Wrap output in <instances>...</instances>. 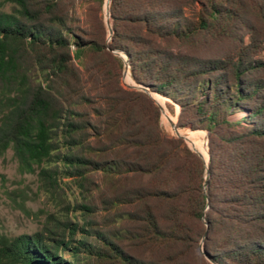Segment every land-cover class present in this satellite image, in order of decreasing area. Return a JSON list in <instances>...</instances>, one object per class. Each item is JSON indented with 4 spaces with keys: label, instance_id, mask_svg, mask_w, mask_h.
<instances>
[{
    "label": "trees",
    "instance_id": "trees-1",
    "mask_svg": "<svg viewBox=\"0 0 264 264\" xmlns=\"http://www.w3.org/2000/svg\"><path fill=\"white\" fill-rule=\"evenodd\" d=\"M84 1L96 4L99 12L105 4ZM58 2L3 0L12 12L0 11V156L12 150L27 172L56 165L42 175L53 180L63 174L82 187L92 173L106 179L125 173L126 217L133 223L126 239L171 251L206 232L215 243L211 257L217 264H264V80L247 79L264 63L249 59V53L190 62L164 46L202 35L216 41L235 37L236 24L249 13L264 22V0L110 4L111 47L126 53L136 82L152 95L178 102L181 127L209 133L207 192L204 160L161 128L160 109L145 93L126 91L120 118L126 122V160L110 158L106 149L93 145L92 139L102 141L105 132L90 114L66 103L82 85L77 60L101 52L103 45L79 36L74 19L56 14ZM138 97L147 100L148 110L137 107ZM79 100L90 101L85 94ZM147 177L153 179L150 185L144 183ZM70 226L69 241L65 235L4 237L0 264H194L175 253L163 262L140 260L124 250L119 232Z\"/></svg>",
    "mask_w": 264,
    "mask_h": 264
},
{
    "label": "rangeland",
    "instance_id": "rangeland-1",
    "mask_svg": "<svg viewBox=\"0 0 264 264\" xmlns=\"http://www.w3.org/2000/svg\"><path fill=\"white\" fill-rule=\"evenodd\" d=\"M108 2L109 0H105L101 12L96 4L86 3L84 0L58 2L56 14L74 19L75 22L71 25L76 28L79 36L86 40H96L103 45L101 52L87 53L77 60L82 85L74 88L76 94L70 102L67 101V107L71 106L83 114L91 115L93 122L105 132L102 141L92 139L93 145L97 149H106L110 158L126 160V122L120 120L124 118L123 111L126 112V101L129 98L126 91L142 92L151 98L149 99L152 103L160 109V126L168 135L178 138L176 131L179 135L186 132L205 143L207 141L209 150L210 140L207 131L181 127L182 110L178 102L158 94L162 101L160 102L155 95L153 97L151 93H147L146 88L136 82L130 66L126 69L127 61L129 65L126 53L111 47L113 32L111 33L108 22L113 31V20L111 15H108ZM0 11L11 13L12 6L5 5L3 0H0ZM46 18H50L49 15ZM241 21L236 24L235 37L216 41L202 35L194 37L190 43L172 42L165 43L164 46L173 49L179 55L187 56L190 62L191 59L200 61L235 59L249 53L250 55H247L249 59L264 63V22L250 13L244 17L242 23ZM247 79L253 82L264 80V67ZM83 94L90 99L86 104L79 100ZM147 105L144 97H138L137 107L142 112L148 110ZM185 115L188 119L189 114ZM167 116L174 122V127L168 122ZM203 133H206V136ZM187 142L192 151L207 156L206 147L201 150ZM201 158L206 164L205 159ZM55 168L56 165L43 164L42 167L35 166L34 172H27L21 168L12 150L0 156V241L4 237L13 240L22 235L37 234L54 238H59L56 235H65V240L69 241L71 239L67 229L71 224H77L90 230L119 232L121 235L118 241L121 246L140 260L163 262L169 253H175L178 260L194 264H217L211 257L215 243L206 232L197 233L191 241L180 242L171 251L164 246L137 245L126 239V231L133 229V223L126 217V212H129L130 208L126 205L128 183L125 173L115 179H106L100 173H92L90 181L82 187L76 182V178L60 174L51 180L41 173L43 169ZM152 180L147 177L144 183L150 185ZM136 182L138 180H135L134 184ZM85 207L93 211L89 212ZM51 231L57 233L53 235ZM76 238L81 239L82 234H77ZM65 256L75 260L69 253H65Z\"/></svg>",
    "mask_w": 264,
    "mask_h": 264
},
{
    "label": "bare ground",
    "instance_id": "bare-ground-1",
    "mask_svg": "<svg viewBox=\"0 0 264 264\" xmlns=\"http://www.w3.org/2000/svg\"><path fill=\"white\" fill-rule=\"evenodd\" d=\"M107 8H108V6H107ZM128 75H130L129 73H128ZM152 95V94H151ZM153 97H154V95H152ZM155 97L160 101V102H162L161 101V98L158 96V95H155ZM167 118H168V122L171 124V126L172 127H174L175 125H174V122L167 116ZM188 132H192V131H188ZM176 133H177V135H179L178 133V131H176ZM181 134H183V135H181V136H184V137H186L187 138V141H189L192 145H195V146H197V148H199V149H201V150H203L204 149V147H206V149H207V156L206 157H204L201 153H199L204 159H205V161H208L209 160V158H210V155H209V151H208V147H207V141H206V143L205 142H203L202 140H200L199 138H197V137H195V136H193V135H190V134H188V133H182L181 132ZM205 136H206V133H203ZM188 143V142H187Z\"/></svg>",
    "mask_w": 264,
    "mask_h": 264
},
{
    "label": "water",
    "instance_id": "water-1",
    "mask_svg": "<svg viewBox=\"0 0 264 264\" xmlns=\"http://www.w3.org/2000/svg\"><path fill=\"white\" fill-rule=\"evenodd\" d=\"M111 1L112 0H109V2H108V15L110 16L111 15V12H110V4H111ZM108 26L110 27V30H111V33L113 32L112 31V28H111V24H110V22H108ZM128 61H127V63H126V69L128 68ZM147 93H149L150 94V92L149 91H147V90H145ZM178 136V138H180V139H183L185 142H187V138L186 137H184V136H181V135H177ZM209 151V150H208ZM196 152V151H195ZM200 157H202L198 152H196ZM209 163H210V158H209V160L208 161H206V166H207V171H206V181H205V191L207 192V186H208V180L210 179V166H209Z\"/></svg>",
    "mask_w": 264,
    "mask_h": 264
}]
</instances>
